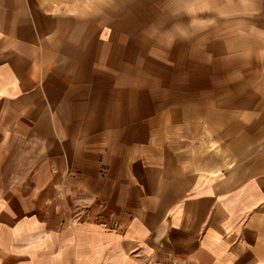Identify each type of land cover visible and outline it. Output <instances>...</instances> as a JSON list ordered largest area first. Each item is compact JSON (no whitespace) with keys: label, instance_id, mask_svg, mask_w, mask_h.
Returning a JSON list of instances; mask_svg holds the SVG:
<instances>
[{"label":"crops","instance_id":"obj_1","mask_svg":"<svg viewBox=\"0 0 264 264\" xmlns=\"http://www.w3.org/2000/svg\"><path fill=\"white\" fill-rule=\"evenodd\" d=\"M0 264H264V0H0Z\"/></svg>","mask_w":264,"mask_h":264}]
</instances>
